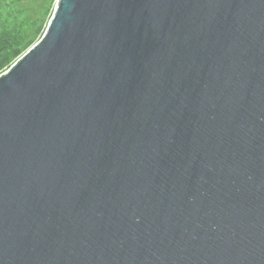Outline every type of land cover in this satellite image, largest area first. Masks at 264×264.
<instances>
[{
	"label": "water",
	"instance_id": "95a60500",
	"mask_svg": "<svg viewBox=\"0 0 264 264\" xmlns=\"http://www.w3.org/2000/svg\"><path fill=\"white\" fill-rule=\"evenodd\" d=\"M0 264H264V0H56L0 75Z\"/></svg>",
	"mask_w": 264,
	"mask_h": 264
},
{
	"label": "trees",
	"instance_id": "16d2710c",
	"mask_svg": "<svg viewBox=\"0 0 264 264\" xmlns=\"http://www.w3.org/2000/svg\"><path fill=\"white\" fill-rule=\"evenodd\" d=\"M56 0H0V71L42 35Z\"/></svg>",
	"mask_w": 264,
	"mask_h": 264
},
{
	"label": "rangeland",
	"instance_id": "374dc122",
	"mask_svg": "<svg viewBox=\"0 0 264 264\" xmlns=\"http://www.w3.org/2000/svg\"><path fill=\"white\" fill-rule=\"evenodd\" d=\"M45 30V29H44ZM44 32V31H43ZM43 34V33H42ZM42 36V35H41ZM41 36H40V38H41ZM39 38V39H40ZM38 39V40H39ZM37 40V41H38ZM36 41V42H37ZM35 42V43H36ZM35 43H33L30 47H28L22 54H20L17 58H15L11 63H10V65H8V66H6L2 71H0V75L1 74H3V73H5L8 69H9V67L11 66V65H13L23 54H25Z\"/></svg>",
	"mask_w": 264,
	"mask_h": 264
}]
</instances>
